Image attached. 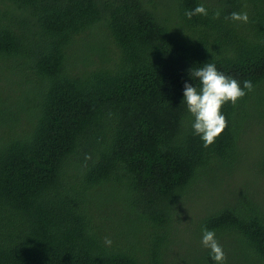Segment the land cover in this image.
Returning <instances> with one entry per match:
<instances>
[{
  "label": "trees",
  "instance_id": "trees-1",
  "mask_svg": "<svg viewBox=\"0 0 264 264\" xmlns=\"http://www.w3.org/2000/svg\"><path fill=\"white\" fill-rule=\"evenodd\" d=\"M206 63L253 84L208 147ZM203 227L264 264V0H0V264H216Z\"/></svg>",
  "mask_w": 264,
  "mask_h": 264
},
{
  "label": "clouds",
  "instance_id": "clouds-1",
  "mask_svg": "<svg viewBox=\"0 0 264 264\" xmlns=\"http://www.w3.org/2000/svg\"><path fill=\"white\" fill-rule=\"evenodd\" d=\"M185 15L191 19L195 15L207 16L208 11L203 4L194 10L186 11ZM220 12L216 11L214 18H219ZM234 22H248L247 12H232L229 17ZM190 76L199 81L200 87L191 83L184 84L183 102L186 103L188 112L194 117L192 128L194 134L198 135L205 147L210 146L222 134L227 127V119L222 113L225 103L235 105L246 95L245 89L253 90V84L249 80L243 82V88L237 79L225 75L217 70L215 64L206 63L200 68H192ZM86 156L85 159H90ZM106 245H111L110 238L105 237ZM202 245L210 250L212 259L216 264H225L226 255L223 247L216 239L213 230L202 228Z\"/></svg>",
  "mask_w": 264,
  "mask_h": 264
},
{
  "label": "rangeland",
  "instance_id": "rangeland-1",
  "mask_svg": "<svg viewBox=\"0 0 264 264\" xmlns=\"http://www.w3.org/2000/svg\"><path fill=\"white\" fill-rule=\"evenodd\" d=\"M84 45H86L85 43H84V41H82V44H81V46L80 47H82V49L84 48ZM186 218V217H185ZM185 236V235H184Z\"/></svg>",
  "mask_w": 264,
  "mask_h": 264
}]
</instances>
